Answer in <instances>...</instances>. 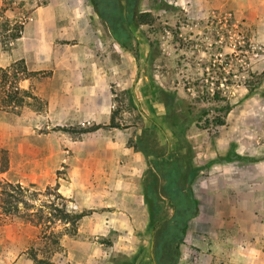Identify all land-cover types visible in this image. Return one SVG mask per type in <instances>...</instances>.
Instances as JSON below:
<instances>
[{
  "label": "rangeland",
  "instance_id": "1",
  "mask_svg": "<svg viewBox=\"0 0 264 264\" xmlns=\"http://www.w3.org/2000/svg\"><path fill=\"white\" fill-rule=\"evenodd\" d=\"M82 1L93 10L88 0ZM254 1L140 0V11L150 16L141 24L130 25L138 59L109 41L107 29L98 17H92V24L103 28L100 50L105 56L111 51L119 53L120 88L116 83L111 88L112 114L120 125L119 133L128 128L131 140L143 127L154 124L166 153L174 151L176 138L167 120L153 123L148 115L151 96L160 88L178 96L171 108V122L180 123L179 118L194 121L186 136L195 152L193 164L202 169L194 186L200 216L189 222L181 245L182 264H194L195 257L196 264H264V87L253 89L260 79L251 72L256 52L264 55V51L252 39L255 28L244 24L241 9L243 3ZM33 5V0H1L3 48L9 46L11 34L20 35ZM202 5L201 11L208 15L197 29L194 21ZM5 13L11 16L5 18ZM80 43L87 47V37ZM24 102L20 113L16 110L19 114L5 111L10 138L0 133V192L2 182L23 188L21 193L12 192L16 212L5 213L0 207V264H5L3 249L11 245L21 246L18 261L13 258L12 264L148 263L144 198L139 206L123 196H105L99 207L90 209L82 207L79 194L73 191L88 184L97 170L77 165L75 157L82 152H74L70 144L94 133L96 130L83 129L95 124L49 122L40 104L30 99ZM202 112L197 126L195 120ZM228 114L233 126L229 137L219 141L224 123L217 125L214 120L219 117L225 122ZM93 135L102 145L104 137ZM230 137L234 141L241 137L243 143ZM230 144L241 159L221 160L220 153ZM214 148L220 152L212 153ZM84 161L88 165L92 159ZM3 166L6 169L1 172ZM102 180L103 176L99 183ZM62 211L70 215L68 219L57 218Z\"/></svg>",
  "mask_w": 264,
  "mask_h": 264
},
{
  "label": "crops",
  "instance_id": "2",
  "mask_svg": "<svg viewBox=\"0 0 264 264\" xmlns=\"http://www.w3.org/2000/svg\"><path fill=\"white\" fill-rule=\"evenodd\" d=\"M33 4L29 20L25 22L19 37L10 39L6 48L0 45V67L5 69L22 60L27 71L38 73L29 79L20 80L18 86L23 90H30L33 95L44 101L45 105L41 111H44L47 121L61 124L107 125L113 110L112 84L116 83L117 88H120V59L118 52L114 55L111 51L105 56L103 49L100 50V45L103 46L101 37L103 28L92 24V17L97 18L96 14L93 10L89 11L82 0H33ZM241 9L244 12V24L255 28L252 39L264 51V0L245 2ZM199 10V14H195L198 16L197 21H194L197 29L202 25L200 20H204L208 15L206 11L205 13L201 11L203 5ZM9 16H11L9 13L3 15L5 18ZM86 37L89 44L84 47L80 41ZM108 40L115 44L110 36ZM26 41L28 45L25 44ZM127 53L131 55L128 51ZM255 55L251 72L261 74L264 70V55L260 52H256ZM44 73H49V78L45 79ZM262 87L264 77L253 86V89ZM18 108L20 113L23 107H17L12 111L8 107L0 106V110L4 111H0V133H4L7 138H10V135L4 121L5 111L19 114L16 111ZM148 115L153 123L161 124L165 121L164 106L155 99V93L149 101ZM232 123L228 114L224 124L220 126L224 127L225 131L219 136V141L225 136L229 137L228 131L232 128ZM245 123L246 121H240V124ZM119 132L117 128L101 127L85 136L83 142L71 141L70 145L74 152L76 150L78 153L82 152L79 157H75L79 160L76 164L88 170H97V173L90 175L93 179L88 180V184L74 187L73 191L79 194L82 207L97 208L98 203L106 199L105 196L112 195L123 196V200H133L137 205H143L142 180L148 165L143 154L128 144L132 134L129 129H124L125 133ZM93 134L101 136L100 138L104 137L102 145L91 137ZM135 135H138V132ZM114 138H120L119 142ZM229 139L234 141L231 137ZM86 140L88 143H84ZM236 141L243 143L241 137L234 142ZM230 149L231 144L220 153V156H226ZM216 150L220 152L219 148H214L212 153L215 154ZM234 152L242 156L235 148ZM86 158L92 159L88 165L84 161ZM5 169H1V172ZM99 170L104 172L100 173ZM101 176L104 180L99 183ZM199 216L200 210L198 216L190 223ZM86 218L85 216L83 222ZM80 230L85 229L81 227ZM20 249V245L6 246L3 249V262L12 264ZM196 260L197 257L194 258V264L198 263ZM177 264H182L181 259Z\"/></svg>",
  "mask_w": 264,
  "mask_h": 264
},
{
  "label": "trees",
  "instance_id": "3",
  "mask_svg": "<svg viewBox=\"0 0 264 264\" xmlns=\"http://www.w3.org/2000/svg\"><path fill=\"white\" fill-rule=\"evenodd\" d=\"M88 1L113 41L138 59L137 40L130 30V25L141 24L145 22V17L150 16L140 11V0ZM17 37H19L17 32L10 35L11 39ZM148 46L151 47L150 42ZM36 75H38L37 72L27 71L22 60L14 62L5 69L0 67V87L4 88V93L0 90V106L8 107L13 111L24 105L25 99H30L33 104L38 106L40 104L42 109L45 105L42 99L33 95L30 90H23L18 86L20 80ZM43 76L45 79L49 78V73H44ZM262 77H264V70L259 74L260 80ZM155 99L164 106V116L169 123L171 133L175 135L176 148L169 154L166 153L165 147L156 138L154 124V126L143 127L141 133L135 139L129 140L128 144L143 154L148 165L142 180V193L148 213L149 245L153 241V259L150 257L148 263L144 264H153V262L154 264H177L180 259L181 245L188 234L189 222L199 214V201L194 194L193 184L202 169L193 164L195 152L186 137L187 128L194 121L182 118H179L180 123L170 121L171 108L178 100L177 94L160 88L155 93ZM203 114L202 112L197 117L196 124ZM214 122L222 125L224 120L217 117ZM101 127L120 128V125L114 122L113 113L107 125H94L83 130L94 131ZM166 155H169L171 159L166 160ZM149 157L152 158L149 159ZM234 158L241 159L242 156L230 149L221 160L228 162ZM1 169L4 170L5 166ZM1 184L3 187L0 196L3 197L1 198L3 201L0 207L5 213L16 212L17 207L11 200H15L12 192L21 193L22 186L10 182ZM69 216L62 211L57 218L66 220Z\"/></svg>",
  "mask_w": 264,
  "mask_h": 264
},
{
  "label": "water",
  "instance_id": "4",
  "mask_svg": "<svg viewBox=\"0 0 264 264\" xmlns=\"http://www.w3.org/2000/svg\"><path fill=\"white\" fill-rule=\"evenodd\" d=\"M152 246H153V241L150 242V246H149V254H150V257L153 259Z\"/></svg>",
  "mask_w": 264,
  "mask_h": 264
}]
</instances>
